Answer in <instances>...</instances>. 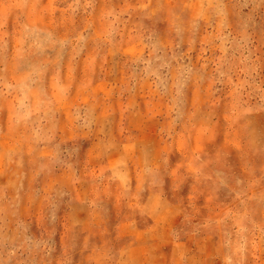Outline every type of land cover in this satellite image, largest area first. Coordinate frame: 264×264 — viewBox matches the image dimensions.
<instances>
[{
  "label": "rangeland",
  "instance_id": "rangeland-1",
  "mask_svg": "<svg viewBox=\"0 0 264 264\" xmlns=\"http://www.w3.org/2000/svg\"><path fill=\"white\" fill-rule=\"evenodd\" d=\"M0 264H264V0H0Z\"/></svg>",
  "mask_w": 264,
  "mask_h": 264
}]
</instances>
